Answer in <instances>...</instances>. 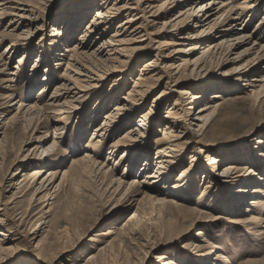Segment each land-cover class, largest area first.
<instances>
[{
    "label": "bare ground",
    "instance_id": "6f19581e",
    "mask_svg": "<svg viewBox=\"0 0 264 264\" xmlns=\"http://www.w3.org/2000/svg\"><path fill=\"white\" fill-rule=\"evenodd\" d=\"M12 1L17 2L19 5H13L15 7L14 10L7 12L4 9L7 2L0 0V18L5 14H9V23L13 26L11 35L15 39L12 41L9 49L19 47L23 44L24 46L29 44L26 40H28L33 30V11L35 8L40 7V5H45L48 0H35L39 5L31 4L28 2L30 0ZM156 1L160 0H139L137 2H133L132 0H113V2L111 0H85L84 3L76 4V7L73 8V13H69L67 8L62 10L63 13L53 19L54 25L49 34L51 38L48 39L52 44H54V41L60 40L61 37L57 36L64 35V32L66 39L73 37V33L77 29L78 24L86 17L90 10L96 8L92 16L88 19L83 32L75 37L72 43L69 42L65 46L64 51L66 54L69 53L71 55L68 58L66 67L73 70L72 67L78 64L74 70V74L77 77L72 78L69 82H62L60 85H57L47 99L39 98L34 100L33 103L28 104V107L24 111H21L23 108L19 110L18 107L16 110L17 113L8 118L9 127L12 130L19 129V141L22 142L24 138L22 132L26 131L28 126L26 128H19L17 125L19 119L28 121L35 119L38 122L47 113H58V111L59 113H63L66 111V108H70L73 105V102L78 101V98L82 97L84 91L91 89L94 82L99 83L101 80L113 76V73L116 71H124L125 67L131 63L133 58L131 55L138 52V48L145 47L143 51H148L149 44H136L139 41H143L145 39L143 36L147 35V29L144 24L142 22L138 23L137 21L145 14L162 17L166 13L174 11L162 23L161 30L166 29V26H170L169 31H173V35L179 34L178 43L175 40H171V42H165L163 45L172 47L171 54L185 53V55H181L178 58L180 60L178 67H181L182 71L179 74H175L176 72L174 74L167 73L170 64H165L163 58H160L162 54L156 53L154 57L145 60L141 64L139 73L133 80L132 88L125 92V95H122L121 101H118V92L122 90L123 82L126 80L125 74L116 78L109 85V89L103 94H100L90 115V120L94 122L102 109L112 101H116L109 110L104 112L99 124L92 129L90 141L92 143L95 141L96 144L94 145L97 146L101 138L106 140L111 135V132L114 133L123 129L112 144L113 148L118 146L124 147L121 156L113 160L114 163H119V160L128 156L126 169L121 173L122 175L129 171L136 172L140 175V168L136 171V167L141 160H144L142 164L145 165L142 169H150L152 165V159L149 156L150 141L146 138L148 131L152 129V125L157 123L161 134L157 135L153 140L156 151L154 156L156 168L146 171L140 178L135 177L131 181L126 182L120 174L115 177V171L112 167L109 171H104L103 165L105 163L98 162L95 155L86 151L81 157L73 158L70 165L61 170L62 172L58 168L54 169V167H50L44 171L46 164L41 160L42 154L45 152L46 154L53 152L56 155L58 153L59 146H57L58 143L54 140L59 137L56 130L61 127H56L57 129L53 131L52 142L46 141L43 136L34 137L30 135L27 141L35 140L36 144L30 148L31 153L27 152L22 156H18L20 147L15 154L12 153V147L5 138L8 132H1L0 182L12 166L15 169L11 177L18 174L19 177L12 179L10 187L4 190L5 193L9 192L5 200V193L0 192V258L3 257L2 254L10 253L15 249L18 243L17 240L20 238L17 235L20 233L18 230L19 225L32 212V206L34 205L40 206V215H46L45 217L48 219L42 220L43 217L38 218V222L33 229H37L40 223L51 222L50 227L55 240L63 239L68 235L70 231L68 225L59 223L65 217L64 213L67 209V206L64 208L62 202L67 192L71 190L70 188H77L87 180L99 182L101 189L107 193L120 194L116 201H120L123 204L128 201L125 205L129 204V207L136 206V209L128 214L117 228L112 226L103 228L95 232L93 234L94 236L91 235L87 238L89 242L85 244L86 247L92 248L96 241H102L104 244L96 245L94 251L85 255L83 263L81 264H95L98 261H100V264H114V262L109 263L113 254L120 248H127L132 244H136L142 230L145 228L144 219L140 215V210L148 205H157L161 208L170 204L176 205L174 198L166 200L164 196L173 193L177 197L186 200V195L184 196V194L192 192L196 185L194 184L193 178L196 170L199 169L196 163L193 164L196 160V155L201 154L204 149H208L209 144L205 142L208 135L211 136L213 134L214 136L217 133L213 127L214 114L220 113L224 101H216L214 98H223L224 91L232 92L239 87L234 88V84H231V82L236 84L234 75L229 78H217L209 84H200L197 88L194 87L193 90L190 88L188 82L180 79L190 74L197 76L199 71L206 65V63H203L205 57H208L209 60L213 57H218L219 61L223 59V56L228 53L230 47L234 46L233 43H229V39L232 36H236L233 39L237 40L236 42L238 44L239 41L243 43V48L240 51L243 54H250L251 51L262 47L258 45L259 43L255 35L249 38L252 35L251 32L240 33L241 20H250L249 17L257 10L260 0H171L172 4L170 5H167L170 0H163L159 4H155ZM179 6L185 7L177 11L173 10ZM227 6L229 7L224 10ZM233 9H239V11L232 13L231 11ZM224 11L228 12L229 16L227 20L220 23L219 19ZM126 13H129L128 16L115 26L117 27L116 30L109 37L100 39L105 33V29L111 28L114 19ZM263 23V19L257 20L256 26L258 24L262 25ZM195 27L198 29L195 30ZM161 30H158V33ZM161 35L168 37L170 34L163 32ZM186 42L189 45L191 44L188 48L184 47ZM155 48L159 47L156 46ZM27 52L28 50L26 49L19 62H22ZM139 53H142V51H139ZM194 54H199V56L195 58L188 57ZM38 55L40 61L42 51ZM136 55L137 53L134 58H139L138 60L144 59L142 55H139L141 58L139 56L136 57ZM252 63L250 60L245 61L239 67H232L229 70L235 71V75L238 78H242L246 81L247 86H251L249 92V97H252L251 109L257 104L258 106L264 105V88L262 86L264 84V75L257 71L258 67L253 66ZM189 65L192 67L187 68ZM17 67V65L13 66V70ZM32 69V72H34L35 68ZM10 74L15 73L10 72ZM164 78H168L166 83L176 87H169V90H173L176 93V97L171 104L172 107H170L172 110L170 109L164 115L165 117L163 119H157L158 117L154 116L155 110L149 111V109L138 115L137 124L130 125L126 128V125L132 122L134 112L141 107L140 105L144 99V95L159 82H162ZM13 80L11 78L8 81L12 82ZM199 80H203V78L199 77ZM259 82L263 83L261 84ZM164 87L166 88V86ZM209 88H219L221 94L214 93L208 96L207 91ZM39 90L35 98H38L42 94L44 86ZM166 93L168 97L169 92H165V90L160 91L154 97L153 101H164L166 99ZM61 97H64L62 102H60ZM226 99H229V97ZM200 100H203L204 103L197 107L196 112L192 113L191 110H194V106ZM185 104H188V110H184ZM21 105L23 104L21 103ZM57 105L60 107H56ZM148 115H151V117ZM37 144H42V146L35 151ZM191 144L193 145V150H195V158H192L190 165L182 168L179 176L176 175L177 177L173 180V165L181 157L182 148ZM263 145L264 139L261 136H257L252 139L248 148L242 151L228 149L219 160L217 157H209L208 153L205 155V157L212 158V160L210 161L211 169L208 170L207 168L206 171V179L203 182V185L206 183V186L202 191H205L207 186L211 185L210 183L213 186H217L216 188L220 186L223 188L229 183H232V185L237 184L233 189L228 188L220 195L218 206L224 212H236L242 215L244 211H251L254 208L252 206L260 204L261 200H249V197L255 196L257 193L259 195L260 193H264V167L263 169L261 168L262 171L255 168L257 163L264 161V149H261ZM199 147L203 148L200 149ZM39 150L40 152H38ZM29 154L35 159L23 161ZM236 159L246 162L233 161ZM227 160H232V162H227L221 166L219 173L224 178H218L216 183L213 178L214 169L217 167L218 162L223 163ZM31 165H35V167L25 168L32 167ZM128 167L129 169L127 170ZM243 168H246V170L244 171ZM60 172L61 176L57 181L59 177L58 173ZM43 173L46 174L42 175ZM251 175L258 176L259 178L248 179ZM199 185L197 187H200ZM31 190H33L32 197L28 199L27 196ZM212 200L214 201L215 198L212 197ZM243 203H245L246 208H241ZM10 204L14 206L16 204H20L19 206L26 204V206L13 216H8L4 211L8 209ZM113 212L115 213L117 211L113 210ZM199 212L202 213L200 210ZM199 217L201 216H197V218ZM260 219H264L263 216ZM242 220L243 222L253 223L259 220V218L255 213L251 212L245 219L238 218L233 221L238 223ZM105 224L107 225L108 222ZM33 231L31 230L30 232ZM196 231L197 236L203 233L201 229ZM84 232L82 230L81 233ZM65 250L66 248L62 247L56 251L53 248L51 249L50 244L43 245L38 241L35 244V252H29L30 256L24 257L22 263L48 264V260L51 261ZM158 255L160 264H178L172 258L167 257L166 253ZM33 257L37 262L33 260ZM65 259L70 260L69 257ZM205 264L210 263L205 262Z\"/></svg>",
    "mask_w": 264,
    "mask_h": 264
},
{
    "label": "rangeland",
    "instance_id": "374dc122",
    "mask_svg": "<svg viewBox=\"0 0 264 264\" xmlns=\"http://www.w3.org/2000/svg\"><path fill=\"white\" fill-rule=\"evenodd\" d=\"M5 1L7 3L4 9L7 12L14 10V6L19 5L12 0H3V2ZM111 1L113 2V0ZM132 1L137 2L139 0ZM162 1L163 0L156 1L155 4H159ZM28 2L33 5H39L35 0H30ZM84 2L85 0H48L45 5H40V7L37 6L39 9L35 8L33 11L34 14H32L34 17L33 30L28 40H26L29 44L26 46L23 44L12 49L9 48L15 38L13 39L11 35L13 26L9 23L10 15L5 14L0 18V139L2 137L1 132L7 131L8 133L5 138L12 147V153L15 154L20 147L18 156H22L27 152L31 153L30 148L36 144L35 140L27 141L30 135L34 137L43 136L46 141L52 142L53 131L57 129L56 127H61L56 130L59 137L54 140L58 143L57 146H59L58 153L56 155H54L53 152L47 154L45 152L42 154L41 160L46 164L44 171L50 167H54V169L58 168L61 171L63 168L70 165L73 158L81 157L82 154L87 151L95 155L98 162L102 164L105 163L103 165L104 171L107 172L112 167L115 171V177H117L119 174L121 176V173L126 169L128 156L119 160V163H114L113 160L121 156L124 147L118 146L113 148L112 144L123 129L114 133L111 132V135L106 140L101 138L97 146L94 145L96 144L95 141L93 143L90 141L92 129L99 124L104 112L109 110L116 101H112L102 109L94 122L90 120V115L92 114L93 107L100 94H103L109 89L111 82L125 74L126 80L123 82L122 90L118 92V101H121L122 95H125V92L132 88L133 80L139 73L141 64L145 60L154 57L156 53L162 54L160 58H163L165 64H170L167 73L174 74L176 72L175 74H179V72L182 71L181 67H178L180 63L178 58L181 57V55H185V53L171 54L170 51L172 47L163 45L165 42H171V40H175L177 43L179 41V34L173 35L174 32L169 31L170 26H166V29L161 30L162 23L168 19L169 15L174 11L168 12L162 17L145 14L137 21L138 23L142 22L147 29V35L143 36L145 39L139 41L140 44L136 43L138 45L149 44L148 51H143L145 47L137 49L138 52H136V57L142 55L144 59L138 60L139 58H134L136 53H133L131 55L133 57L131 63L125 67L124 71L120 72L115 70L116 72L113 73V76H109L99 83L94 82L91 89L84 91L82 97L78 98V101L73 102V105H71L70 108H66V111L63 113H59V111L58 113H47L42 116L38 122H36L35 119L29 121L19 119L17 123L19 128H26V126H28V129L22 132L24 136L22 142L19 141V129L12 130L8 122V118L17 113L16 110L18 107L19 110L23 108L21 111H24L28 107V104L33 103L34 100L39 98L47 99L57 85H60L62 82H69L72 78L77 77V75L74 74V70L78 64L72 67L73 70L66 67L68 58L71 55L69 53L66 54L64 51L65 46L68 45L69 42L72 43L75 37L83 32V29L86 28L88 19L92 16L96 8L90 10L86 17L78 24L77 29H75L73 33V37L66 39L64 32V35L57 36L61 37V39L54 41V44L48 39L51 38L49 34L54 25L53 19L63 13L62 10L65 8L69 10V13H73V8L76 7V4ZM170 4H172L171 0L167 5ZM184 7H175L173 10L177 11ZM228 7L229 6L225 7L224 10ZM237 11H239V9H233L231 12L234 13ZM128 14L129 13L119 15L115 18L111 28L105 29V33L100 39L109 37L116 30L117 27L115 26L124 20ZM228 16V12L224 11L219 22H224L227 20ZM249 19L250 20L246 19L245 21L241 20L240 33L251 32L252 35H250L249 38L255 35L259 43L258 45L262 47H258L257 50L251 51L250 54H243L240 52L243 48V43L239 41L238 44V42H236L237 40L233 39L236 36H232V38H230V36L229 43H233L234 46L230 47V50L223 56V59L219 61L218 57H213L210 59L212 61H210L208 57H205L203 63H206V65L199 71L197 76L190 74L180 79L188 82L190 88L193 90L194 87L197 88L200 84H209L217 78H229L234 75L236 84L233 82H231V84H234V86L232 85L234 88L239 87L232 92L224 91L223 98H214L216 101L224 102L220 113L214 114L213 127L217 133L214 136L213 134L211 136L208 135L205 141L209 144L207 147L208 149H204L202 153L196 155L195 158L193 145L191 144L184 147L181 151V157L173 165L174 180V178L179 176L180 170L188 167L192 158H195L196 160L193 164L196 163V166L199 168L196 170V174L193 178L194 184H196L195 187L192 192L184 194V196L186 195V200L177 197L173 193L164 196L166 200L174 198L177 206L170 204L161 208L157 205H148L140 210V215L142 219H144L145 228L143 227L144 229L138 241L136 244H132L127 248H120L113 254L109 263L160 264L161 262H159L158 254L166 253L167 257L172 258V260L176 261L178 264H205V262H209L210 264H264V219H260L262 216L264 218V193H260V195L257 193L255 196L249 197V200H261L260 204L252 206L254 208H252L251 211H244L242 215H239L236 212H224L223 209L218 206L220 195L228 188L233 189L237 184L232 185V183H229L223 188H221L222 186L216 188L217 186H213V184L210 183L211 185H208L207 189L202 191L206 186V183L203 185V182L206 179L207 168L208 170L211 169L210 161L212 158L205 157L207 153L209 157H217L219 160L228 149H238L242 151L249 147L254 137L261 136L262 139H264V105L258 106L257 104L251 109L252 97H249L251 86H247V83H245L246 81L242 78H238L237 75H235V71H229L232 67L237 68L245 61L250 60L253 62V66L258 67L257 71L264 75V23L256 26L257 20H264V0L259 1L257 10L254 11ZM197 29L198 28L195 27V30ZM158 30L161 31L158 33ZM163 32L170 35L168 37H163L161 35ZM190 45L186 42L184 47L188 48ZM156 46L159 48H155ZM26 49L28 52L25 54V58H23L22 62H19ZM40 51H42V56L39 61L38 54ZM139 51H142V53H139ZM196 56H199V54L189 55L188 57L195 58ZM16 65L18 67L13 70V66ZM191 67L192 66L189 65L187 68ZM32 68H35L34 72H32ZM10 72H14L15 74H10ZM31 74L32 76H30ZM199 77H202L203 80L198 81ZM11 78L14 80L12 82L8 81ZM167 81L168 78H164L162 82H159L153 89L144 95V99L140 105L141 107L134 112L132 115V122L126 125V128L130 125L137 124L138 115L149 109V111L155 110L156 114L153 113L154 116L158 117L157 119H163L165 117L164 115L171 109V104L176 97V93L173 90H169V87H176L170 86L166 83ZM259 83L262 84L263 82ZM43 86L44 91L38 98H35L40 91L39 89ZM164 86H166V88ZM262 86L264 88V84H262ZM162 90L170 94L167 97L166 93V99L164 101L154 102V97ZM219 90V88H209L207 95L209 96L214 93L221 94ZM227 97H229V99H226ZM63 98L64 97H61L60 102L63 101ZM21 103L23 105L20 106ZM203 103L204 101L200 100L191 112H196L197 107ZM187 105L188 104L184 105V110H188ZM56 107L60 106L57 105ZM148 116L151 117V115ZM160 134L161 131L157 123L152 125L151 131H148L146 139L150 141L149 156L150 159H152L150 169H142L145 165L142 164L144 160H141L136 167V171L140 168V175L133 171L128 172V167L126 170L128 173L122 175V179L128 182L135 177L140 178L146 171L156 168L154 157L156 151L153 140ZM41 146L42 144H37L35 151ZM199 148L201 149L203 147ZM111 149L113 150L111 151ZM261 149H264V145ZM110 151L111 153L109 154ZM38 152H40V150ZM108 155H110L109 158H107ZM27 159L31 160L35 158L29 154L23 161ZM233 161L241 163L246 162L240 159ZM227 162H232V160L217 163L213 176L216 183L218 178H224L219 171L221 166ZM259 163H257L255 168L262 171L261 168L263 169L264 167V161ZM12 167L0 182V192L2 193H5L4 190L10 187L12 179L19 177V174L11 177L15 169V167L14 169ZM33 167H35V165L25 168ZM243 169L244 171L246 170V168ZM61 172L58 173L59 177L57 181L61 176ZM45 174L46 173H43L42 175ZM250 178L258 179L259 177L251 175L248 179ZM198 184H200V187H197ZM70 189L71 190L67 192L62 202L64 208L67 206L66 212L64 213L65 217L59 222L62 225H68L70 228L68 235L63 239L55 240L53 231L50 227L51 222L40 223L37 229H33L38 222V218L43 217L42 220L48 219L45 217L46 215H40V206L34 205L32 206V212L19 225L18 230L20 233L17 235L20 238L17 240L18 243L15 249L10 253L2 254L3 259L0 258V260L2 259L0 264H24L22 263L23 258L30 256L29 252H35V244L38 241L43 245L50 244L51 249L53 248L56 251L62 247L66 248L65 251L58 254V256L54 257L51 261L48 260V264H81L83 263L85 255L94 251L96 245L104 244L102 241H96L92 248L86 247L85 244L89 242L87 238L91 235L94 236L93 234L100 229L110 226L117 228L120 222L136 209V206L129 207V204L125 205L128 201L124 204L120 201H116L120 194H110L109 192L103 191L99 182L95 180H87L83 182L81 186ZM171 189L175 190L173 188ZM32 191L33 190L29 192L27 196L28 199L32 197ZM5 195L4 200L7 198V195H9V192H6ZM212 197L215 198L214 201ZM19 205L20 204H16L14 206L10 204L8 209L4 211L5 214L13 216L26 206V204L22 206ZM241 208H246L245 203L242 204ZM113 210L117 212L114 213ZM199 210L202 213H200ZM251 212L255 213L259 220L253 223L243 222V220L238 223L233 221L238 218L245 219ZM197 216L201 217L197 218ZM106 222H108L107 225L105 224ZM198 229L203 231L200 236L196 234V230ZM31 230L34 231L30 232ZM82 230L85 232L81 233ZM74 255L76 256L73 257ZM66 257H69L70 260L65 259ZM33 260L37 262L35 258ZM95 264H100V261L95 262Z\"/></svg>",
    "mask_w": 264,
    "mask_h": 264
}]
</instances>
